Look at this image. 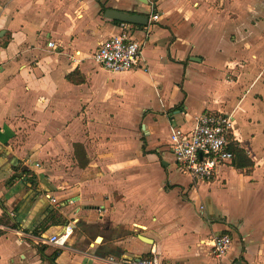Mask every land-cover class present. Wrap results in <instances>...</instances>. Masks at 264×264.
I'll return each mask as SVG.
<instances>
[{
	"label": "crops",
	"instance_id": "0c3cea01",
	"mask_svg": "<svg viewBox=\"0 0 264 264\" xmlns=\"http://www.w3.org/2000/svg\"><path fill=\"white\" fill-rule=\"evenodd\" d=\"M110 9L147 17L124 22L141 60L122 73L92 59ZM212 111L252 166L196 180L170 134ZM154 254L264 264V0H0V264Z\"/></svg>",
	"mask_w": 264,
	"mask_h": 264
},
{
	"label": "built area",
	"instance_id": "2783aa9c",
	"mask_svg": "<svg viewBox=\"0 0 264 264\" xmlns=\"http://www.w3.org/2000/svg\"><path fill=\"white\" fill-rule=\"evenodd\" d=\"M158 19L156 13L150 16ZM120 31L99 44L92 54V59L110 73H122L137 66L141 60L140 43L128 34V24L119 23ZM47 46L56 49L51 41ZM232 132V118L229 114L212 111L198 116L193 126L184 131L173 127L170 134V149L181 172L196 180H212L217 169L230 163L233 153L229 150ZM70 231L52 235L49 242L64 246ZM231 238L227 234L217 235L212 239L215 253L221 254L230 246ZM121 264H160L156 254L151 257H121Z\"/></svg>",
	"mask_w": 264,
	"mask_h": 264
},
{
	"label": "water",
	"instance_id": "95a60500",
	"mask_svg": "<svg viewBox=\"0 0 264 264\" xmlns=\"http://www.w3.org/2000/svg\"><path fill=\"white\" fill-rule=\"evenodd\" d=\"M146 3L147 0H138ZM106 17L110 20L134 23V24H144L147 22V17L142 15H136L132 13H127L120 11L118 9H110L106 11Z\"/></svg>",
	"mask_w": 264,
	"mask_h": 264
},
{
	"label": "trees",
	"instance_id": "16d2710c",
	"mask_svg": "<svg viewBox=\"0 0 264 264\" xmlns=\"http://www.w3.org/2000/svg\"><path fill=\"white\" fill-rule=\"evenodd\" d=\"M229 150L233 153L232 165L234 167L245 168L252 166V161L250 160V158L247 156L246 152L242 148L229 145Z\"/></svg>",
	"mask_w": 264,
	"mask_h": 264
}]
</instances>
